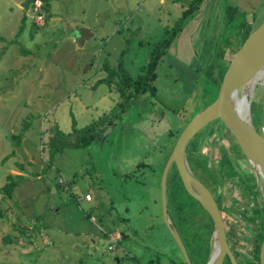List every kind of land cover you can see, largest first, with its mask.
<instances>
[{
  "label": "rangeland",
  "instance_id": "obj_1",
  "mask_svg": "<svg viewBox=\"0 0 264 264\" xmlns=\"http://www.w3.org/2000/svg\"><path fill=\"white\" fill-rule=\"evenodd\" d=\"M42 1L34 0L35 7L29 0L25 10V0H0V188L8 175L17 180L10 198L0 192V264H181L161 214V172L184 123L215 100L218 92L209 91L202 71L217 43L239 42L235 34L246 13L236 9L240 16L228 24L220 13L206 27L198 17L202 2L181 23L159 64L155 98L143 95L101 139L74 148L69 133L113 114L121 102L117 74L111 87H94L106 77L102 65L115 71L121 63L136 76L152 47L166 31L172 33L188 1L48 0L50 18L37 19L41 29L30 30L35 9L43 16ZM190 20L194 30L188 32ZM78 29L88 32L82 44ZM250 113L264 138V84L254 91ZM55 132L63 135L54 138ZM222 133L223 143L233 142L231 134ZM220 143L213 130L201 134L199 159L215 167ZM231 153L248 172L240 154ZM197 177L224 207V229L235 231L236 250L247 254L259 226L258 220L241 217V206L251 218L254 204L264 206V186L257 185L256 200L242 199L245 191L236 177L216 186L207 175ZM166 201L190 260L198 264L201 259L174 218L169 193ZM104 229L132 235L121 242L118 262L106 252Z\"/></svg>",
  "mask_w": 264,
  "mask_h": 264
},
{
  "label": "trees",
  "instance_id": "obj_2",
  "mask_svg": "<svg viewBox=\"0 0 264 264\" xmlns=\"http://www.w3.org/2000/svg\"><path fill=\"white\" fill-rule=\"evenodd\" d=\"M34 0H31L33 3ZM48 0L42 1L41 12L43 14L44 21L47 22L48 18H50L49 4ZM204 0H190L187 2L186 9L181 13L180 20L174 25V29L172 33L166 31L164 38L157 42L151 49L149 60L139 69V73L136 76L129 75L122 66L121 63L118 64V69L113 71L108 67L107 64L102 65V70L106 73V77L98 80L94 87L96 88L98 85L104 84L108 88L111 87L112 84V76L117 74L118 77V86L117 90L119 93V97L121 102L117 104L116 110L113 114L109 116H105L97 121H93L89 125L85 126L82 129L73 130L72 133L68 134L69 136L75 137L74 143L71 145L74 148H85L89 146L94 140L101 139L103 133L107 128H110L114 125V123L119 120L120 116L124 113L128 112L134 103L139 100L143 95H148L151 98H155L156 96V80L158 78L157 69L159 64L162 62L163 57L166 54V50L170 47L172 41L175 39L176 34L181 28V23H183L188 17H190L196 9L201 5ZM227 13H225V21L232 22L233 20H237L240 16L236 9L228 8L226 9ZM40 27L36 26L34 23L30 24V30H38ZM238 31L235 34V38L238 36V43H232L226 41V44L223 45V41L217 43L214 49V54L208 61L207 65L204 67L202 73L209 81V91L216 90L218 92L219 86L221 84L222 78L233 58L235 53L242 47V45L247 40L248 36L252 32V21L247 19H243L239 26L237 27ZM41 29V28H40ZM22 30L20 27L19 31ZM32 34H30L31 36ZM233 38V39H235ZM236 40H234L235 42ZM237 42V41H236ZM229 51V52H228ZM228 55V57L226 56ZM206 96V94H205ZM189 120L184 123L186 125ZM253 122V120H252ZM215 131L218 134L220 143L219 151L216 156V166L210 167L206 164V160L199 159L197 151V139L202 134L206 135L210 131ZM230 136V133L225 130L220 121H214L208 124L203 130L195 135V137L189 142L186 150V158L188 165L194 175L204 174L209 176L213 185H224L226 181L230 178L236 177L239 185L245 191V196L242 199L256 200L259 197V190L256 184V179L253 175V172L250 166L247 164V171H241L239 169V165H237L238 161L234 159L232 156V151L236 150L241 158L245 161L242 153L240 152L237 145H235L232 141L228 142L226 145L223 143L224 135L222 132ZM257 131V130H256ZM59 132L54 133V138L59 139ZM52 138L49 142V145L53 144ZM15 141L19 142V137H14ZM61 139V138H60ZM232 139V137H231ZM231 147L229 150L228 147ZM193 151V152H192ZM231 151V152H230ZM192 152V153H191ZM190 153V154H188ZM4 158L3 160H5ZM18 179H21L20 176H17ZM198 178V177H197ZM200 181L201 179L198 178ZM5 184L0 188V192L4 194L7 198H10L13 190L17 185V180H14V176L8 175L6 176ZM202 182V181H201ZM203 183V182H202ZM204 184V183H203ZM205 185V184H204ZM206 186V185H205ZM168 187V188H167ZM167 189H166V197L167 193L170 195V204L172 208V212L174 213V218L176 222L180 224L183 231V236L187 239V244L190 245L192 250L196 252V255L201 259L198 264H204L208 252V240L213 228V223L211 218L206 214V212L201 208V206L191 198L188 193L185 191L182 182L180 181L177 172L174 166L171 167L169 174L167 176ZM207 187V186H206ZM208 188V187H207ZM172 189L174 192H172ZM209 189V188H208ZM210 190V189H209ZM211 192V190H210ZM212 193V192H211ZM217 202V201H216ZM244 204V203H243ZM218 205V203H217ZM245 205V204H244ZM246 206V205H245ZM243 209V213L241 217L246 218V220H250L251 222L258 220L259 230L253 232V246L252 249L247 254H242L238 250H236V234L232 228L226 231V239L230 250L237 262V264H259V248L260 244L263 240L264 235V206L262 204L260 207H257V204H254V207L250 210L253 212L251 218L245 217V212L247 209L244 206H241ZM168 209V206H167ZM218 209L221 213H224V207H220L218 205ZM170 217V216H169ZM172 223L173 219L170 217ZM201 228L202 230H199ZM203 231L201 235L200 232ZM261 233L259 237H256V233ZM39 233V232H38ZM180 236V235H179ZM184 247L185 244L180 237ZM187 253V252H186ZM188 255V254H187ZM189 258V255H188ZM190 260V258H189ZM191 264L192 261L190 260ZM181 264H185L182 262ZM197 264V263H196ZM222 264H230L229 259L225 257Z\"/></svg>",
  "mask_w": 264,
  "mask_h": 264
},
{
  "label": "water",
  "instance_id": "obj_3",
  "mask_svg": "<svg viewBox=\"0 0 264 264\" xmlns=\"http://www.w3.org/2000/svg\"><path fill=\"white\" fill-rule=\"evenodd\" d=\"M29 0H25L26 10ZM83 43L85 29L77 31ZM264 80V20L250 33L245 43L233 56L218 89L215 100L199 111L180 132L163 166L160 176V199L163 222L178 247L185 264H191L180 236L167 213V176L174 166L185 191L211 218L213 228L208 240V253L204 264H222L225 257L230 264H237L226 239L222 216L210 190L193 174L186 150L189 142L208 124L220 121L250 166L258 187L264 186V138L252 122L250 107L254 90ZM264 84V82H263ZM264 200V198H263ZM39 246H43L37 235ZM216 249V253H214ZM259 264H264V236L259 248Z\"/></svg>",
  "mask_w": 264,
  "mask_h": 264
},
{
  "label": "crops",
  "instance_id": "obj_4",
  "mask_svg": "<svg viewBox=\"0 0 264 264\" xmlns=\"http://www.w3.org/2000/svg\"><path fill=\"white\" fill-rule=\"evenodd\" d=\"M187 1H190V0H187ZM160 2L164 3V0H160ZM176 2H177V0H173V4H176ZM247 4H249V5H247ZM201 7H200L201 10L199 9L200 11H199L198 17H199V19L200 18L204 19L203 21L202 20L201 21H202L203 26L206 25V27H207V25H209V22H211V19L217 18L216 15H218L220 18V15H221L220 13L225 14V10L228 8L239 9V10L243 11V13L245 12L247 20L252 21V26L256 23V25H254L252 27L253 30L262 22L261 16H263V18H264V0H204ZM221 9L223 10V12ZM215 13H217V14H215ZM247 16H250L252 18H248ZM263 18H262V20H263ZM194 22H195V20H190L189 22L186 21V27H187L186 31L189 32L190 30H192V31L194 30V28L192 26ZM220 25H221V22H220ZM188 27H190V29H188ZM205 30H207V29H205ZM92 201H93V199L91 197V199L89 201L87 200L85 202L90 204V203H92ZM90 220L92 222L94 221V219H90ZM109 231L110 230L107 231L105 229L100 230L102 235L106 236L108 239H109V235L112 236L113 234H117V233H114L112 231H111V233H108ZM131 236L132 235L130 232H129V234L124 233V237H121V235H120V237H121L120 239H122V240H120L118 243V246H117L118 250H120L121 252L122 251L124 252V250H121L122 249L121 242L123 241V239H125V237L128 238ZM108 244H109V242H108ZM43 245H45L44 242H43ZM120 251H117L116 253H118ZM106 252L109 254V257L114 259L116 262L119 261V259L117 258L118 254H116V253L112 254L108 250H106Z\"/></svg>",
  "mask_w": 264,
  "mask_h": 264
},
{
  "label": "built area",
  "instance_id": "obj_5",
  "mask_svg": "<svg viewBox=\"0 0 264 264\" xmlns=\"http://www.w3.org/2000/svg\"><path fill=\"white\" fill-rule=\"evenodd\" d=\"M33 6H35V3L33 2ZM36 7V6H35ZM39 7V6H38ZM38 11H39V9L37 10V9H35V14H33L34 16H33V19H34V23H35V25L36 26H38V27H41V25L43 24H39L38 22H37V19H42V21H44V18H43V16H38L39 15V13H38ZM87 198V200H90L89 199V196L87 195L86 196ZM121 237L119 236V235H117V234H113L112 236L111 235H109V239H108V242H109V244H108V246H107V250L110 252V253H112V254H115L117 251H118V248H117V246H118V243H119V241L121 240L120 239Z\"/></svg>",
  "mask_w": 264,
  "mask_h": 264
},
{
  "label": "bare ground",
  "instance_id": "obj_6",
  "mask_svg": "<svg viewBox=\"0 0 264 264\" xmlns=\"http://www.w3.org/2000/svg\"><path fill=\"white\" fill-rule=\"evenodd\" d=\"M263 82H264V80L262 79V80H260V83H262V85H263ZM261 86V85H260ZM257 87H259V86H257ZM256 87V88H257ZM255 91V90H254ZM214 253H216V249H214Z\"/></svg>",
  "mask_w": 264,
  "mask_h": 264
},
{
  "label": "flooded vegetation",
  "instance_id": "obj_7",
  "mask_svg": "<svg viewBox=\"0 0 264 264\" xmlns=\"http://www.w3.org/2000/svg\"><path fill=\"white\" fill-rule=\"evenodd\" d=\"M213 195V194H212ZM214 197V196H213ZM215 199V198H214ZM215 202H216V199H215ZM216 204H217V202H216ZM218 206V205H217ZM220 211V210H219ZM220 214H221V216H222V213L220 212ZM173 225H174V223H173ZM175 226V225H174ZM176 228V227H175ZM177 230V229H176ZM178 232V231H177ZM179 234V233H178ZM208 253V252H207ZM207 257V256H206ZM206 261V260H205Z\"/></svg>",
  "mask_w": 264,
  "mask_h": 264
}]
</instances>
